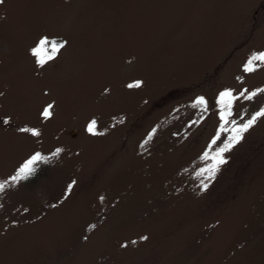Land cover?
<instances>
[{"label": "rangeland", "instance_id": "374dc122", "mask_svg": "<svg viewBox=\"0 0 264 264\" xmlns=\"http://www.w3.org/2000/svg\"><path fill=\"white\" fill-rule=\"evenodd\" d=\"M260 52L264 0L0 3V181L47 158L0 193V264H264V118L197 175L219 94L257 93L237 123L264 108Z\"/></svg>", "mask_w": 264, "mask_h": 264}, {"label": "snow or ice", "instance_id": "6c2138e0", "mask_svg": "<svg viewBox=\"0 0 264 264\" xmlns=\"http://www.w3.org/2000/svg\"><path fill=\"white\" fill-rule=\"evenodd\" d=\"M4 0H0V3H3ZM66 45V41H57V40H49L47 37H43L40 39L38 45L36 48L32 49V54L34 56H38L39 52L42 48H45L47 46L51 47L52 53H57L60 51V49L64 48ZM53 55H49L47 59H38L37 64L40 67H43L49 60L53 59ZM259 62V63H257ZM260 65H264V52L260 53H253L252 56L248 59L246 64L244 65V71L246 73L253 72L257 67ZM136 87H139V82L136 83ZM129 87H132V85H129ZM264 92V89L257 90ZM257 93L256 92H250L247 89L241 90V92L237 95H234L232 90H225L219 94V99L217 100V103L222 105L221 111L219 113V119L221 121V124L218 128L217 135L213 137V139L210 142L209 150H212V146L218 145V141L222 142L223 146H217L214 150V155H210L209 151H205L201 157L202 160H212L213 163L210 167H205L201 169L199 172H197V175L200 176L203 173H208L209 177H214L215 173L219 170V167L226 163V160L224 158V153L230 151L236 144L240 142L241 139H243V133L247 132L256 122L259 118H264V108H262L260 111L253 114L249 119H247L243 123H237L235 119H230L233 116L232 107L234 102L239 100L240 98H243L245 100H251ZM206 100L204 97H198L197 100L194 102L195 106H205ZM52 105H48L42 113V115L45 118H48L51 116V110ZM202 111H207L206 107L202 108ZM243 117H241L242 119ZM4 123H9L8 120H4ZM96 124V121L93 120L90 122L88 126V131L93 132L94 126ZM233 125L231 128L226 127L227 125ZM24 132H30L33 136H39L40 133L36 129H29L24 128L22 129ZM224 132H230L231 135L227 137L226 140H222L221 134ZM147 141H145L146 143ZM61 151V149H56L55 153L53 155L58 154ZM45 161L47 162V158L43 157L40 153L33 154L30 158H28L13 174L5 181H0V193L4 192L7 187H12L15 184L27 180L29 177L35 175L36 172V166L38 162ZM75 183V182H73ZM203 189L206 190L208 188V184L202 182ZM72 184L68 186V189L71 190ZM103 199V198H101ZM91 227H95L92 225ZM143 239H146L144 237Z\"/></svg>", "mask_w": 264, "mask_h": 264}, {"label": "water", "instance_id": "95a60500", "mask_svg": "<svg viewBox=\"0 0 264 264\" xmlns=\"http://www.w3.org/2000/svg\"><path fill=\"white\" fill-rule=\"evenodd\" d=\"M71 135L74 137L76 136V132H72Z\"/></svg>", "mask_w": 264, "mask_h": 264}]
</instances>
